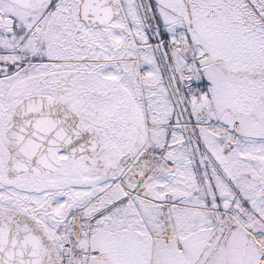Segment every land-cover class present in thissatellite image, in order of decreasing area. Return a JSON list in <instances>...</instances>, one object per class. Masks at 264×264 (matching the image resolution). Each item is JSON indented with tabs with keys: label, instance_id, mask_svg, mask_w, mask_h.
<instances>
[{
	"label": "snow or ice",
	"instance_id": "obj_1",
	"mask_svg": "<svg viewBox=\"0 0 264 264\" xmlns=\"http://www.w3.org/2000/svg\"><path fill=\"white\" fill-rule=\"evenodd\" d=\"M0 264H264V0H0Z\"/></svg>",
	"mask_w": 264,
	"mask_h": 264
}]
</instances>
